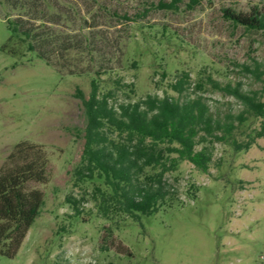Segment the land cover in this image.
Listing matches in <instances>:
<instances>
[{
	"label": "rangeland",
	"instance_id": "1",
	"mask_svg": "<svg viewBox=\"0 0 264 264\" xmlns=\"http://www.w3.org/2000/svg\"><path fill=\"white\" fill-rule=\"evenodd\" d=\"M159 1L169 0H0V166L22 139L49 157L48 181L30 182L44 192L40 215L0 264H264V136L241 150L215 142L207 172L181 161L164 177L172 199L135 220L102 217L97 182L73 176L86 124L75 90L88 96L93 78L100 91L118 87L116 102L202 95L219 116L242 104L208 76L261 88L246 65L264 68V35L233 25L221 9L264 8V0H199L193 8L182 0L177 10ZM183 72L190 83L178 94L170 84ZM259 125L250 118L234 136L246 141ZM67 196L80 199L79 215Z\"/></svg>",
	"mask_w": 264,
	"mask_h": 264
},
{
	"label": "trees",
	"instance_id": "2",
	"mask_svg": "<svg viewBox=\"0 0 264 264\" xmlns=\"http://www.w3.org/2000/svg\"><path fill=\"white\" fill-rule=\"evenodd\" d=\"M182 0L159 1L157 6L177 10ZM199 0H189L193 8ZM222 16L233 25L261 31L264 35V8L248 11L222 7ZM256 62L246 65L262 85L245 91L241 84H221L211 76L210 85L233 95L242 104L236 113L219 116L202 95L195 97L160 96L148 93L136 100L116 102L118 87L100 91L90 82L89 95L76 87L82 101L86 124L84 146L73 176L78 182L95 183L92 197L102 217L125 221L151 214L171 200L165 174L183 160L207 172L213 159V145L224 142L236 150L248 149L256 137L264 136V68ZM116 85L121 84L118 80ZM190 76L183 72L170 88L181 94ZM200 84V83H199ZM134 92L133 83L127 84ZM250 118L260 120L246 141L235 136L238 126ZM201 144L199 148L197 146ZM49 157L41 144L28 139L16 142L0 166V256L13 257L45 204L44 192L30 186L31 181H48ZM74 214H80V199L67 196Z\"/></svg>",
	"mask_w": 264,
	"mask_h": 264
}]
</instances>
